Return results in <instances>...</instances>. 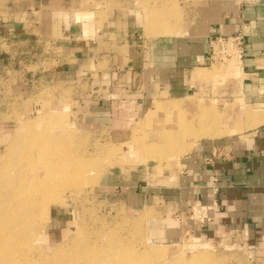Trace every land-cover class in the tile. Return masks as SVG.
Listing matches in <instances>:
<instances>
[{
  "label": "crops",
  "instance_id": "0c3cea01",
  "mask_svg": "<svg viewBox=\"0 0 264 264\" xmlns=\"http://www.w3.org/2000/svg\"><path fill=\"white\" fill-rule=\"evenodd\" d=\"M141 1L145 9L137 6ZM104 3L32 0L14 14L0 8L5 38L0 37L7 45L0 46V73L11 60V47L31 48L22 57L29 55L24 61L39 66V89L53 87L60 101H67L71 89L74 105L65 111L81 129L112 130L120 142L128 136L123 131L159 114H179L180 121L168 127L178 130L186 114L190 120L205 108H189L190 100L202 98L205 104L215 98L220 109L240 104L245 109L240 115L245 127H236L240 133L194 144L188 138L172 154L152 158L174 161L172 173L137 170L142 163L130 156L125 160L132 164L115 162L99 185L120 193L133 209L175 204L184 211L180 218H187L196 207L200 216L183 220L181 234L187 230L205 239L240 230L264 242V0H128L127 11H109ZM238 33L244 35L242 76L237 85L229 77L227 88L214 94L211 77L204 79L200 71L212 61L213 39ZM173 103L181 111L166 109ZM244 113L256 121H244Z\"/></svg>",
  "mask_w": 264,
  "mask_h": 264
},
{
  "label": "rangeland",
  "instance_id": "374dc122",
  "mask_svg": "<svg viewBox=\"0 0 264 264\" xmlns=\"http://www.w3.org/2000/svg\"><path fill=\"white\" fill-rule=\"evenodd\" d=\"M28 1L32 0H0V8L14 14ZM104 4L109 11H127L130 3L106 0ZM146 5L141 1L137 6ZM2 30L0 26L5 38ZM1 37L0 46L7 49ZM10 49L11 60L0 73V264H264V242L249 240L240 230L220 231L205 239L187 230L181 234L183 220L194 222L200 216L196 207L187 218H180L184 211L175 204L133 209L120 193L99 185L103 173L122 163L132 164L125 160L130 156L142 163L137 170L172 173L174 161L152 158L172 154L180 141L189 138L180 127L189 114L176 131L168 127L180 121L177 113L133 124L123 131L128 136L121 142L112 130L81 129L76 116L65 111L72 104V90L66 93L67 101H60L53 87L39 89V66L24 61L29 55L22 57L31 48ZM224 58L216 49L206 72L200 71L204 79L211 77L208 83L214 94L227 88L229 77L237 85L242 76L238 55ZM201 100L189 102L191 109L205 107L197 117L216 118L219 127L243 126L240 115L245 109L240 104H224L220 109L218 99L205 104ZM166 109L181 111L176 103ZM229 110L231 117L223 121ZM157 249L164 253L150 254Z\"/></svg>",
  "mask_w": 264,
  "mask_h": 264
},
{
  "label": "bare ground",
  "instance_id": "6f19581e",
  "mask_svg": "<svg viewBox=\"0 0 264 264\" xmlns=\"http://www.w3.org/2000/svg\"><path fill=\"white\" fill-rule=\"evenodd\" d=\"M214 48H215V51H216V49H219L217 44L214 45ZM226 54L229 55V58H231L232 56L236 57V55H238V58H240V51L233 48L232 46H230L228 48ZM225 58H227V56ZM156 106L158 107L160 105L157 104ZM162 107L159 109L162 110ZM259 111H261V110H259ZM253 114H254V112H253ZM253 114H251V115H253ZM256 114L257 113L255 112V115ZM228 115L229 114H226V112L224 113L223 121H226L224 119H226V117ZM210 118H211V120H207V118L205 116H198V117L196 116V117L190 118V120L189 119L188 120L186 119V121L184 120L183 124L180 126L181 130H183V133H182L183 136H188L191 139V142L195 143V141H197L199 139L214 138V137L229 135L231 132H233L232 131L233 128H231L229 125H222L223 127H219L220 123L216 124L214 122V120H216V118H213V117H210ZM242 118L246 122H251L252 119H253V121L255 120L256 116H254V118H253V116H250V114L248 115L247 113H244V114H242ZM262 120H263V118L259 117V121L257 120V122H261ZM243 126H244V123H243ZM236 129H238V128L235 127V129H233V130L237 131ZM163 250L161 251V249H159V250L157 249L156 251H154L150 254H153V255L156 254L157 256H160L161 254L164 253Z\"/></svg>",
  "mask_w": 264,
  "mask_h": 264
},
{
  "label": "built area",
  "instance_id": "2783aa9c",
  "mask_svg": "<svg viewBox=\"0 0 264 264\" xmlns=\"http://www.w3.org/2000/svg\"><path fill=\"white\" fill-rule=\"evenodd\" d=\"M243 40H244V35L242 33H238L229 37H216L213 39L212 41V46H211V59L214 60L215 56H216V51L214 48V45L217 44L218 48L220 50V55L222 56H227L229 57V55L226 54V52L223 50L224 47L226 48V46L228 45L229 47L233 45L235 47H237V50L240 51V59H241V55H242V45H243ZM228 47V48H229ZM234 48V47H233ZM225 55H224V53ZM214 192H217V188H214Z\"/></svg>",
  "mask_w": 264,
  "mask_h": 264
}]
</instances>
